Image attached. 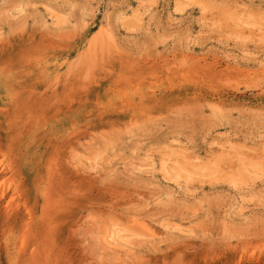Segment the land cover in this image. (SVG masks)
<instances>
[{"label": "rangeland", "instance_id": "1", "mask_svg": "<svg viewBox=\"0 0 264 264\" xmlns=\"http://www.w3.org/2000/svg\"><path fill=\"white\" fill-rule=\"evenodd\" d=\"M0 264H264V0H0Z\"/></svg>", "mask_w": 264, "mask_h": 264}]
</instances>
